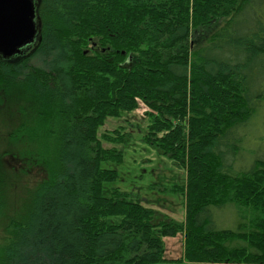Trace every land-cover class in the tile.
<instances>
[{"label": "trees", "instance_id": "16d2710c", "mask_svg": "<svg viewBox=\"0 0 264 264\" xmlns=\"http://www.w3.org/2000/svg\"><path fill=\"white\" fill-rule=\"evenodd\" d=\"M37 3V43L15 60L0 57V76L24 75L15 82L29 87V136L48 179L6 224L0 264H18L43 237L40 264H159L163 236L180 232L187 263L264 264V158L247 145L264 129V0ZM222 21L207 45L191 48L192 35ZM39 56L45 69L31 67ZM140 104V142L185 172V185L151 186L185 198L183 223L119 188L104 194L118 174L103 165L123 163L132 135L105 134L124 145L105 150L99 130ZM217 211L235 213L237 227L218 228Z\"/></svg>", "mask_w": 264, "mask_h": 264}, {"label": "rangeland", "instance_id": "374dc122", "mask_svg": "<svg viewBox=\"0 0 264 264\" xmlns=\"http://www.w3.org/2000/svg\"><path fill=\"white\" fill-rule=\"evenodd\" d=\"M222 25L223 21L215 25L211 31H202L197 35H192L190 37L191 48L199 49L207 45L209 39ZM92 43L94 46L96 42ZM30 48L33 46L25 51ZM43 58L44 56H39L32 60L31 67L45 69L47 66ZM4 75L0 76V182L4 190L0 192V203L3 199H8V206L5 205L0 209V245L7 239L4 231L6 224L26 211V203L32 192L40 185L39 181L42 178L48 179L46 176L47 162H43L37 146L34 148L31 145L29 136L34 116L31 111H27L23 95L29 87L23 83L20 86L15 82L16 78L17 80L22 79L24 75H12L15 79L10 82L4 79ZM146 112L148 108L140 104V108L135 111L123 113L119 118L108 119L100 128L99 137L103 141L105 150L122 149L124 146L104 140L105 134L114 136L113 131L120 130L123 134L132 135L129 146L124 149L123 163L109 162L103 165L118 174L115 183L105 185L104 194L108 195L113 188H119L121 192L132 196L134 202L155 210L159 219L164 220L165 217H170L183 223L186 218L185 198L180 194H165L156 187L185 185V172L140 142L148 125ZM185 124H188V121ZM258 130L253 131L251 137H247L250 139L247 145L252 148L251 154L258 153L264 158V129L260 127ZM153 185H157L155 189H151ZM237 219L238 216L233 212L217 211L215 223L220 229H235ZM162 240L166 249L164 255L166 261L159 264H193L181 260L184 256V232H180L176 237L163 236ZM48 242V237H43L39 243H35L32 249L39 251L37 253H34L31 248L22 249L18 264H40V258L44 257L45 260L48 256L46 253Z\"/></svg>", "mask_w": 264, "mask_h": 264}, {"label": "water", "instance_id": "95a60500", "mask_svg": "<svg viewBox=\"0 0 264 264\" xmlns=\"http://www.w3.org/2000/svg\"><path fill=\"white\" fill-rule=\"evenodd\" d=\"M38 0H0V57L11 60L40 35Z\"/></svg>", "mask_w": 264, "mask_h": 264}, {"label": "crops", "instance_id": "0c3cea01", "mask_svg": "<svg viewBox=\"0 0 264 264\" xmlns=\"http://www.w3.org/2000/svg\"><path fill=\"white\" fill-rule=\"evenodd\" d=\"M182 260V259H181ZM181 260H179V261H181Z\"/></svg>", "mask_w": 264, "mask_h": 264}]
</instances>
